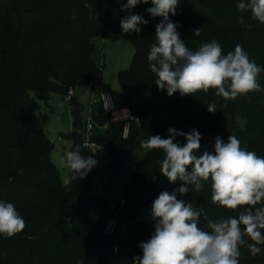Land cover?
I'll list each match as a JSON object with an SVG mask.
<instances>
[{
  "label": "trees",
  "instance_id": "1",
  "mask_svg": "<svg viewBox=\"0 0 264 264\" xmlns=\"http://www.w3.org/2000/svg\"><path fill=\"white\" fill-rule=\"evenodd\" d=\"M126 3L0 0V200L13 203L26 221V228L13 237L0 235V264H138L136 257L142 256L139 245L151 237L155 225L151 215L144 216V210L152 207L161 192L171 193L182 186L181 181L171 183L160 172L163 150L147 149L125 183L122 197L115 200V184L140 146L142 134L169 138V128L185 133L196 129L202 136L197 157L204 151L214 154L217 137L226 143L229 135H235L242 147L264 157V72L259 76L262 91L235 100L218 97L215 90L168 96L156 86L147 59L156 42L155 25L162 18L146 12L152 7L150 0L132 9H124ZM238 3L181 0L177 14L169 19L177 24L190 50L215 40L227 54L241 44L264 68V24L252 20L250 12H241ZM130 14H138L148 23L139 26V33H126L135 54L130 67L119 70L117 78L123 104L139 117V123L123 137L124 121L107 124L109 114L101 104L95 105L92 138L103 144L111 157L108 177L100 187L103 193L96 196L93 178L100 171L101 160L83 145L86 117L78 91H100L104 62L95 56L98 40L123 33L121 20ZM240 16L244 26L238 23ZM197 28L203 29L200 36L194 35ZM70 89V151L79 146L82 155H92L97 165L83 180L77 176L69 190L62 186V175L51 156L53 143L40 125L38 112L41 101L53 92L67 98ZM211 103L217 107L214 114L207 110ZM237 117L242 123H237ZM174 142L186 143L183 136ZM187 171L191 172V166ZM190 189L184 196L176 193L177 199L204 209L199 221L204 230H208L204 214L217 220L244 210L213 204L210 181L200 192L193 186ZM112 201L116 202L114 209ZM112 216L117 217L118 226L114 234H106L104 228ZM245 240L254 243L248 237ZM258 247L260 254L252 256L246 245L241 246L239 264H264V245Z\"/></svg>",
  "mask_w": 264,
  "mask_h": 264
},
{
  "label": "clouds",
  "instance_id": "2",
  "mask_svg": "<svg viewBox=\"0 0 264 264\" xmlns=\"http://www.w3.org/2000/svg\"><path fill=\"white\" fill-rule=\"evenodd\" d=\"M120 0H117L119 3ZM152 7L146 12L153 18L160 17L155 25V43L148 54L150 70L154 73L158 89L166 90L168 96L179 93L195 96V93L215 90V95L225 100H235L252 92L262 91L259 76L264 68L251 59L241 44L234 51L224 54L222 46L213 40L202 44L198 50H190L177 24L169 17L177 14L181 0H150ZM149 0H127L124 9H132ZM238 9L250 12L251 19L264 24V0H239ZM75 19V17H73ZM245 25L243 16L237 18ZM138 14H130L121 20L124 33L141 31L140 25L147 24ZM247 27L250 29L251 24ZM202 28L194 30L200 36ZM215 113V103L207 106ZM237 123H242L237 117ZM127 132V127H126ZM169 138L151 135L140 142L143 149H162L160 172L169 182L177 180L182 186L173 192L163 191L154 200L151 218L155 221L154 233L140 243L142 256L136 257L138 264H239L241 246L246 245L252 256L261 252L264 245V157L241 146L235 135H229L225 143L215 139L214 154L201 148L202 136L196 129L185 133L168 129ZM183 136L186 143L174 142ZM65 166L71 175L62 180V186L70 190L77 176L83 180L97 165L92 155L84 156L79 146L65 153ZM191 166V172L187 171ZM210 181L211 202L229 210L244 209L237 216L207 221V229L199 227L204 209H196L176 193L186 195L190 186L196 192ZM26 228V221L17 212L13 203L0 200V235L11 238ZM245 237L254 243L247 244Z\"/></svg>",
  "mask_w": 264,
  "mask_h": 264
},
{
  "label": "rangeland",
  "instance_id": "3",
  "mask_svg": "<svg viewBox=\"0 0 264 264\" xmlns=\"http://www.w3.org/2000/svg\"><path fill=\"white\" fill-rule=\"evenodd\" d=\"M134 54L135 46L129 36L124 32L107 39L98 40V49L95 56L104 62L103 75L99 89L110 91L118 107L123 105V98L117 73L119 70L130 67ZM78 97L84 105L85 114L92 98V92L89 89L85 91L79 90ZM40 106L41 109L38 112V119L41 127L53 143V149L51 151L52 160L59 169L62 178H65L70 174V170L64 164L65 153L70 151L72 145V140L67 137L73 128L70 102L68 98H64L59 92H53L48 99L41 101ZM59 136H63V139L60 140ZM145 139H147V137L142 134L141 141ZM146 152L147 149H143L140 144L127 161L123 175L115 184V200H119L122 197V190L125 183L133 177L135 166L145 156ZM100 160L99 173L104 179H107L109 170L108 165L111 161V157L105 154L101 156ZM92 191L96 196L102 195L103 193L98 183L93 184ZM106 193L109 195L107 191ZM143 213L145 217L151 215V207L146 208ZM127 228V225H124V229ZM123 236L124 234L122 237Z\"/></svg>",
  "mask_w": 264,
  "mask_h": 264
},
{
  "label": "built area",
  "instance_id": "4",
  "mask_svg": "<svg viewBox=\"0 0 264 264\" xmlns=\"http://www.w3.org/2000/svg\"><path fill=\"white\" fill-rule=\"evenodd\" d=\"M72 94L73 89H70L67 98L69 99ZM98 103L101 104L103 110L109 114V120L107 124L120 120L124 121V128L122 133L123 137H128L131 127L134 124L139 123V117L133 113L129 106L123 104L122 106L118 107L116 105L114 96L110 91L100 90L98 92H92L91 101L88 105V109L85 112L86 131L84 135L83 145L88 150H90L97 158L100 159L102 155L107 154V148L103 144L98 143L92 138V131L95 126L94 107ZM59 139L62 140L63 136H59ZM93 180L95 181V183H98L101 188L103 187V176H101L99 172L94 176ZM121 202L124 203V200L122 199ZM111 204L113 209L116 208V202H112ZM117 226V217H110L106 222L104 233L114 234L116 232Z\"/></svg>",
  "mask_w": 264,
  "mask_h": 264
}]
</instances>
